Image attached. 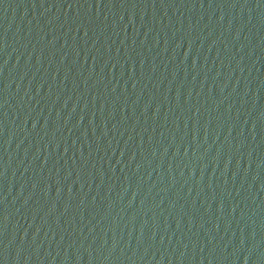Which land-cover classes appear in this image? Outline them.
Instances as JSON below:
<instances>
[{"label": "water", "instance_id": "water-1", "mask_svg": "<svg viewBox=\"0 0 264 264\" xmlns=\"http://www.w3.org/2000/svg\"><path fill=\"white\" fill-rule=\"evenodd\" d=\"M0 264H264V0H0Z\"/></svg>", "mask_w": 264, "mask_h": 264}]
</instances>
